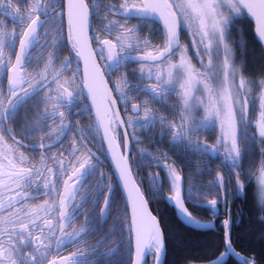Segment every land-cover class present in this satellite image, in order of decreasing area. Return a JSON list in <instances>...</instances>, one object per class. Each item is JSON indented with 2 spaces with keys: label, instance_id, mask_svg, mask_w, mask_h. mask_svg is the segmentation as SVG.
Masks as SVG:
<instances>
[{
  "label": "snow or ice",
  "instance_id": "1",
  "mask_svg": "<svg viewBox=\"0 0 264 264\" xmlns=\"http://www.w3.org/2000/svg\"><path fill=\"white\" fill-rule=\"evenodd\" d=\"M0 16L12 22L0 19V264H164L149 199L203 227L185 201L227 211L252 178L246 161L259 159L264 205V74L249 72L234 35L251 16L264 46V0H0ZM189 165L213 179L192 184ZM148 168L164 176H138ZM230 223L213 264L238 255Z\"/></svg>",
  "mask_w": 264,
  "mask_h": 264
},
{
  "label": "trees",
  "instance_id": "2",
  "mask_svg": "<svg viewBox=\"0 0 264 264\" xmlns=\"http://www.w3.org/2000/svg\"><path fill=\"white\" fill-rule=\"evenodd\" d=\"M250 30L246 26V34H250ZM251 37L254 43L249 39V50L259 47V42L253 35ZM150 205L153 209L152 203ZM233 206L236 214L241 215V221L240 226L235 222L238 227L230 234L232 244L245 256L254 257L258 264H264V205L261 204L254 181L246 184L244 200L236 199ZM156 210L161 211L158 217L166 243L165 264H203L225 251L221 234L202 233L185 227L177 220L175 208L167 201L161 202ZM226 264L238 263L230 258Z\"/></svg>",
  "mask_w": 264,
  "mask_h": 264
},
{
  "label": "flooded vegetation",
  "instance_id": "3",
  "mask_svg": "<svg viewBox=\"0 0 264 264\" xmlns=\"http://www.w3.org/2000/svg\"><path fill=\"white\" fill-rule=\"evenodd\" d=\"M0 19H6V22L9 24V26H11L12 22H11L10 19H7V18H5L3 16H0ZM248 19L251 21V28L250 29H252L253 26H254V22L252 21V18H248ZM132 23H135V21H132ZM242 33H243V37L245 38V36H246V28L245 27L242 28ZM144 35H147V32H145ZM68 56H69V53L66 50L63 51V53L61 54V58L62 59L63 58H67ZM129 67L130 68L131 67H134V65H130ZM157 108H158V110L161 113H164L165 110L163 108H160L159 106H157ZM202 115H203L202 112L201 113H197V118H200ZM79 119H80V123H81V125L83 127H88L90 121L85 120L83 118H79ZM150 136H154L155 138L158 139L159 136H160V130H157L155 133H150ZM212 137L213 136L211 134L209 135L208 132H207L205 135H203L201 137V139L206 140L209 144H214V141H212L213 140ZM141 147L147 148L148 151H152V152H154L156 150L155 147L149 146V142H148L147 139L144 141L143 144H141ZM162 150L165 151V152H170L169 143H168L167 140H165V143L162 146ZM97 154L99 155V153H97ZM173 159L176 160L177 166L185 165V161L183 159H180V158H178L175 155H173ZM197 163H199V161H197ZM217 163H219V161H217ZM218 170L224 171L223 168H218ZM101 171L104 172V173H107V174H111V171L112 170L109 167L104 166V167H102ZM153 171L157 172L161 177L164 176L163 171H161L159 169H153V168H148L146 170H143V169L140 170L139 173H138V176L141 177V178H143L145 176V173L146 172H153ZM183 171L185 173H188L189 174L188 177H187V179H189L190 182L192 184H195V185H207V182L209 180L213 179V175H209L206 172L205 173H202V174L197 173L196 168L194 166H191V165L184 166L183 167ZM242 179H244V178L242 177ZM246 184L247 183L245 182V186H246ZM141 188H142V191L145 194V198L148 199L149 191H148V185H147V182L146 181L141 185ZM167 194H168L167 193V185H165V195H167ZM233 195H234V197H232L230 195V193L228 194V198H227V211H225V203L224 202H219L218 205H217L218 211L215 214H213V212L210 209H208V208H205V207H194L193 204L188 203V201H185L186 206L188 207L189 211L192 213L193 217H195L196 220H198L201 223H212L213 224V227L211 229L207 230V231H198V230H195V229H193V230H195L197 232H202V233L221 234L222 237H224L225 229L223 227V220L229 218V215H230L231 216L230 234H231L233 232V230L238 227V225L240 226V221H241V215L239 213H238L239 215L236 214V211H235L233 205H234V202L236 201V199H238L239 201L240 200H244V197H245V188H244V190L242 192H239L238 194H236V193L233 192ZM208 198L209 199H212V198H215V197H213V194H208ZM161 202H166V200H164V199H159V200L149 199V202H148L149 205H150V203H152L153 209H152L151 205L149 207H150L153 215L156 216L157 219L160 221V225H161V220L158 217V213H160L161 211L160 210L157 211L156 208L157 209L159 208ZM153 203H154V205H153ZM116 204H117V208H116V210H114V212L112 214V219H110L108 221V226L109 227L113 224V222H114V220L116 218L117 212H121V214H122V209H123V196H122V194L118 197ZM175 213H176L175 215H176L177 220L181 224H183L178 219L177 212L176 211H175ZM235 215H236V217H235ZM235 222L238 223V225H235ZM185 227H187V226H185ZM187 228H189V227H187ZM102 235H104L103 232L99 233L95 237H92V239H91L90 242L94 244L95 241L97 239H100V237ZM119 238H120L119 235L113 236L112 239L108 241L106 247H108V248L115 247V245L119 242ZM234 246L235 245L232 244V248H234L235 252L238 254V258L244 257L246 259H254V257H251L250 258V256L249 257L248 256H245L240 251H237ZM225 251H222L223 253L222 252L221 253L224 254ZM221 253H219V256L222 255ZM219 256H216L215 258L213 257V259H211V260H215ZM230 258H232L234 261H236L238 264H240V261L239 260L237 261L232 256L229 257V259ZM114 259H119V257H115ZM151 259H152L151 256H149L148 259H147V262L148 261L151 262ZM229 259L227 260V262L229 261ZM256 264H258V263L256 262Z\"/></svg>",
  "mask_w": 264,
  "mask_h": 264
},
{
  "label": "rangeland",
  "instance_id": "4",
  "mask_svg": "<svg viewBox=\"0 0 264 264\" xmlns=\"http://www.w3.org/2000/svg\"><path fill=\"white\" fill-rule=\"evenodd\" d=\"M248 18H252V17L251 16H245L242 19L237 21L236 26H235L237 32L234 33L235 38L237 40L240 39L239 33H242V28H244V27L246 28V26L249 29L251 28V21ZM252 21L254 22V18H252ZM254 29H255V22H254L253 28L251 29V31H249L250 34L249 33L246 34V36L244 38L245 41H246V52H245V57L244 58L247 61L249 72L250 73H254L256 76H260V75L264 74V46H262L259 43V47L258 48L251 47L250 50H249V44H251L249 42V39H250V41L252 43H254L253 42V38L251 37L252 35L254 36ZM195 62L196 61L194 59L193 63H195ZM208 134L209 135L211 134L213 136L212 137V139H213L212 141H214V143H215L216 134L212 133L211 131H209ZM245 163H246V167L250 171L251 177H252L251 180H248V179L244 178L245 182L246 183H248V182L250 183V182H253V181L255 182V184L257 186V192L259 194V198H260V201H261V192H260V188H259V184H258V178H259V175H260V172H259V167H260L259 159H257L254 164H249L247 161ZM218 171H220V170H218ZM230 195L232 197H234L233 193H230ZM213 197H215V196L213 195ZM151 264H152V259H151Z\"/></svg>",
  "mask_w": 264,
  "mask_h": 264
},
{
  "label": "water",
  "instance_id": "5",
  "mask_svg": "<svg viewBox=\"0 0 264 264\" xmlns=\"http://www.w3.org/2000/svg\"><path fill=\"white\" fill-rule=\"evenodd\" d=\"M148 208H149V210L151 211V209H150V207H149V204H148ZM176 210V209H175ZM176 212H177V210H176ZM151 213H152V211H151ZM152 215H153V213H152ZM177 217H178V219L185 225V226H187V227H189V228H192V229H195V230H198V231H207V230H209V229H211L212 227H213V224L212 223H201L200 222V224L201 225H203V227H199V226H197V225H190V224H188L187 223V221H186V219L184 218V216H182L181 214H179L178 212H177ZM160 227H161V225H160ZM162 229V228H161ZM164 240H165V238H164ZM165 247H166V245H165ZM234 252H235V250H234ZM236 253V252H235ZM165 255H166V253H165ZM232 257H234L237 261L239 260V258H238V255H236V256H232ZM220 258V256L218 257V258H216L215 260H213L212 262H210V263H208V264H213V262L214 261H216V260H218ZM148 259V258H147ZM164 263H165V256H164ZM229 258H227V260H228Z\"/></svg>",
  "mask_w": 264,
  "mask_h": 264
},
{
  "label": "bare ground",
  "instance_id": "6",
  "mask_svg": "<svg viewBox=\"0 0 264 264\" xmlns=\"http://www.w3.org/2000/svg\"><path fill=\"white\" fill-rule=\"evenodd\" d=\"M250 31H251V30H250ZM149 206H150V205H149ZM243 237H244V236H243ZM248 238H249V237H248ZM208 261H211V260H208ZM208 261H207V262H208ZM211 262H212V261H211ZM208 263H210V262H208ZM208 263H205V262H204V264H208ZM200 264H201V263H200Z\"/></svg>",
  "mask_w": 264,
  "mask_h": 264
}]
</instances>
